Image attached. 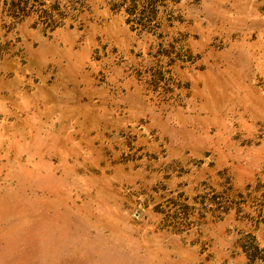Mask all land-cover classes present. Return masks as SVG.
<instances>
[{
    "label": "rangeland",
    "instance_id": "obj_1",
    "mask_svg": "<svg viewBox=\"0 0 264 264\" xmlns=\"http://www.w3.org/2000/svg\"><path fill=\"white\" fill-rule=\"evenodd\" d=\"M0 264H264V0H0Z\"/></svg>",
    "mask_w": 264,
    "mask_h": 264
}]
</instances>
